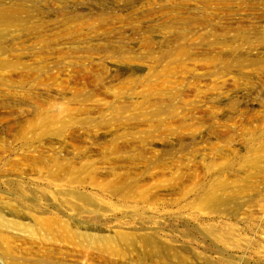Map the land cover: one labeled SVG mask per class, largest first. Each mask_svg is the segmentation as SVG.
<instances>
[{"label":"rangeland","instance_id":"obj_1","mask_svg":"<svg viewBox=\"0 0 264 264\" xmlns=\"http://www.w3.org/2000/svg\"><path fill=\"white\" fill-rule=\"evenodd\" d=\"M0 264H264V0H0Z\"/></svg>","mask_w":264,"mask_h":264}]
</instances>
